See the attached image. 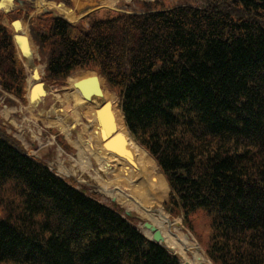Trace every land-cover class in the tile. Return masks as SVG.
Masks as SVG:
<instances>
[{
    "label": "trees",
    "instance_id": "obj_1",
    "mask_svg": "<svg viewBox=\"0 0 264 264\" xmlns=\"http://www.w3.org/2000/svg\"><path fill=\"white\" fill-rule=\"evenodd\" d=\"M22 2L9 19L27 17ZM142 7L87 26L52 11L29 19L43 79L97 70L165 176L169 214L191 227L205 213L213 264H264V0ZM2 18L0 97L24 104L26 72ZM162 186L149 189L154 200ZM121 212L55 175L0 124V264H179Z\"/></svg>",
    "mask_w": 264,
    "mask_h": 264
},
{
    "label": "rangeland",
    "instance_id": "obj_2",
    "mask_svg": "<svg viewBox=\"0 0 264 264\" xmlns=\"http://www.w3.org/2000/svg\"><path fill=\"white\" fill-rule=\"evenodd\" d=\"M83 1L86 3L93 4L95 0H83ZM160 1L164 7H172L184 3L191 5H198V6L203 4V0H160ZM84 2L83 4L86 5ZM47 4L49 6H54L56 9H60L61 11L62 10L65 11L64 8H62L61 6H57L54 2H47ZM142 5H143L142 0H131V1L119 0L112 7H116L118 9V8H124L125 6H130V7L135 6L138 10H141L143 8ZM111 15H112L111 12H108V10H104L99 15L98 18H107L110 17ZM66 16L69 19L75 18L73 12L70 11L68 12V14H66ZM3 23L6 26H9V20L6 17H3ZM23 23L25 24L26 27L25 30H27L28 23L26 21H23ZM36 57L37 59H39L37 55ZM27 73L29 74L28 71ZM67 84L68 81L67 79H65L64 81H59L53 84L45 85V89L47 91L46 96L42 98L36 105L33 106L26 105L25 108L22 107L20 108V106L12 107V105L11 108L4 107V105H7L6 99H8L7 97L8 95L5 94L0 99V121L2 122V123L0 122V124L2 126H5L7 131L10 132L12 136L17 137V139L19 138L21 140H24V143L27 146L28 150H30L31 154L46 160L49 167L56 174L68 180L72 185H74L77 188L84 189L88 194L95 196L99 201L103 202L104 204L119 207L123 214H125L126 211H130L131 222L134 223L143 233L145 234H147V232L149 233V231L143 227V223L145 221H149V222L151 221L149 217H147L143 213V210H146L148 208L147 210L149 211L147 212L153 214L162 212V215L166 216L169 221V225L167 226V228L172 233L177 234L178 232H180L186 235L190 239V241L192 240L193 245H188L185 251L186 257L188 258V260L189 259L191 260V261L189 260V262L195 264L197 260L201 259L200 257L199 258L197 257V260H195L196 259L195 256L197 254H200L203 258L207 260V262H200L198 264H212L208 261L207 257L204 255L203 247L208 234V219L206 218L204 212L201 211V209L197 210V212L193 216V219L191 220L192 227H190V231H191L190 233L188 229L182 226L181 217L174 216L173 218H171L169 217L168 213L164 211L162 208V203L167 199L168 188H167V184L164 183L165 181H163V186L161 187L162 190L158 188L160 189L161 192V198L159 201L155 200L153 202L151 198H149V196L144 192V190L150 184L145 183L144 187H142L143 181L140 182L142 179L147 178L151 174L150 178L147 179V182L151 181L152 183H154L155 181L161 178L160 172L158 171L157 168L154 167V164L152 168L150 169L147 168L145 171L143 170L146 167L144 168L142 167L140 170L136 171V178L138 182L137 188L141 191L142 194L139 195L138 192L135 190H131V192H133L132 194L138 196L144 203L143 206L139 207L138 205H135L134 203L127 201L125 199L127 197L123 196L121 192V190H123L122 185L117 182L115 183L116 184L115 186L116 187L118 186V189H114L113 185L112 186L110 185L109 187V191L115 195L114 199H112V196L108 194L107 190H105V185L103 182V179L107 181L113 179L112 173L101 172L100 171L101 169H99L95 159L90 157L88 152L85 151L86 154L89 156L90 165L88 168H86L78 163V157H77L78 152L74 151V149L72 148L68 152H64L59 146L56 145L55 137L54 139L49 137L50 136L48 135L49 129L55 128L57 129V131L61 132L59 128H57L56 126H54L52 123L49 122L50 120L59 119L62 120L64 123L68 124L69 126L76 123L73 114V110H75L74 106L76 105H74V102L69 99H68L69 101L66 102L67 100L65 99V92L67 91L65 90V88L67 89L68 86ZM103 86L105 90L115 95L116 97L115 107L117 108L118 98L117 95L115 94V91L108 86L105 80H103ZM97 100L98 102L103 101L102 98H99ZM19 109H22L21 113L15 112L16 110ZM5 110L8 111L6 112ZM9 112H13L14 114H12V116H10L7 121L3 120L1 116L2 117L3 115L7 116ZM90 132L91 131L88 130V133ZM44 133H47V136H44ZM59 137L56 138V141H58L57 139ZM68 138L73 143L75 142L77 144H81L79 142H82L81 140L84 139V133L81 126L79 127L78 125V127L76 126L74 129H72L70 135L67 136V139ZM63 139L60 138V141L63 142ZM113 168L115 167L112 166L111 169ZM153 172H155V174ZM141 184L142 186H140ZM150 202L152 203L150 204ZM145 203L148 204L146 205ZM163 244L170 251L176 253L179 256L180 261L183 262V260L185 259V255L180 253L177 247H174L167 242H163Z\"/></svg>",
    "mask_w": 264,
    "mask_h": 264
},
{
    "label": "bare ground",
    "instance_id": "obj_3",
    "mask_svg": "<svg viewBox=\"0 0 264 264\" xmlns=\"http://www.w3.org/2000/svg\"><path fill=\"white\" fill-rule=\"evenodd\" d=\"M75 3V6L77 8H81L84 6L83 0H73ZM101 5L105 6H112L117 0H98ZM87 4L86 2H84ZM57 6H61L62 8L65 9V13L68 14L70 10L65 8L62 4H56ZM61 11L60 9H58ZM63 11V10H62ZM72 12V11H70ZM67 17V16H66ZM23 28L25 29V24L23 23ZM39 70H42V66H38ZM95 75L93 71L86 70V71H80L76 72L73 75L69 76L67 78L68 81V86L67 90L65 92V99L68 102L69 100L74 102V105L78 106L81 110L82 113L84 112V115L87 118L88 123L83 124V129L87 133V139H85L82 143L84 145V148L81 146V144H77L74 142L75 146L77 147L78 150V163L83 166L88 168L90 163H89V157L86 156L85 154V149L88 151L90 156L94 157L95 160L97 161L99 169L104 171L105 173H112L113 179L107 181L103 179L104 185H105V190H107L108 194L111 195L112 197H115L114 194H112L109 191L110 185H113L114 189H118V186L116 187L115 183H120L122 185L123 190H121L122 195L127 197L125 198L127 201H130L134 203L135 205H138L139 207L143 206L142 200L132 194L131 190H135L138 192L139 195H141V191L137 188V178H136V171L140 170L142 167H146L143 171H145L148 167L147 165H151L152 161L154 160L138 143L130 136L128 133L126 126L124 124L123 118H122V113L120 112L119 109L115 107L116 103V97L112 93H109L107 90H105L103 86V78L98 77V82L99 85L101 86L102 89V94L101 98L103 99V103H108L109 107H106V112L108 113L111 121V126L114 127V131L118 133L123 141L125 147H127V150L130 152V157L125 158V155H122V157L117 156L115 153H111L109 149L105 148L103 145V142L105 138L103 137V132L101 131L97 120H96V111L99 109V107L102 104H98L94 102V104H91L90 102L85 101L81 95L80 91L75 87V83L84 79H88ZM31 83L29 84V88L31 87ZM69 99V100H68ZM104 111V109H103ZM73 114L75 117L76 122H81V118L79 114L76 112V110H73ZM113 119V121H112ZM50 123L53 125L59 127L62 131L65 133H68V127L67 125L62 122L61 120H50ZM88 130L91 132L88 133ZM115 139V138H113ZM119 139V138H118ZM97 150H95V149ZM155 162V161H154ZM114 166L115 168L111 169V167ZM154 167L157 168L156 162L154 163ZM155 174V172H153ZM151 175V174H150ZM150 175L147 178L142 179L140 182L143 181V186L142 184L140 186L144 187L145 183L150 184L144 192L151 198V200L154 202L155 200L152 198L149 189L151 186H155L162 178L163 181H165V178L163 174L160 172L161 178L154 183L151 181L147 182V179L150 178ZM101 178V177H100ZM102 179V178H101ZM139 181V180H138ZM166 183V181L164 182ZM119 184V185H120ZM167 184V183H166ZM103 188V187H102ZM121 188V187H120ZM168 188V186H167ZM118 191V190H117ZM168 191V189H167ZM115 193V192H114ZM136 193V192H135ZM107 194V195H108ZM122 196V197H123ZM121 199V198H120ZM147 202V201H145ZM152 202H150L151 204ZM146 205L148 203H145ZM145 207V206H144ZM141 209V208H140ZM148 209V208H147ZM143 210V213L149 217V219L152 221V223L161 231V233L164 236L165 242L169 243L170 245L177 247L180 251V253L185 255L186 247L188 245H193L192 240L178 232L177 234L172 233L167 226L169 225V221L166 216L162 215V212L160 213H149L147 211L149 210ZM147 235L150 236V232H147ZM200 257V260H197L195 264H198L200 262H207L205 258H203L200 254H197L196 256ZM190 260V259H189ZM188 258L185 255V259L183 261H189ZM206 260V261H205ZM191 261V260H190Z\"/></svg>",
    "mask_w": 264,
    "mask_h": 264
},
{
    "label": "water",
    "instance_id": "obj_4",
    "mask_svg": "<svg viewBox=\"0 0 264 264\" xmlns=\"http://www.w3.org/2000/svg\"><path fill=\"white\" fill-rule=\"evenodd\" d=\"M11 2L12 0H0V9L7 12L11 9ZM11 27L13 29V40L15 47L17 49V54L20 57H23L28 61V65L32 63V50H31V42L29 35L22 30V23L19 19H15L11 22ZM31 78L35 81L33 86L30 88L28 99L31 103L36 102L42 96L46 94L45 90L43 89V82L40 81L39 71L36 67L31 69ZM88 84V85H87ZM87 85V88H85ZM75 86L81 91V94L88 99L90 94L101 95V90L98 87L97 77L93 76L89 79L81 80L75 83ZM108 104H104L99 110H97V119L98 123L103 130V133L106 137L111 138L110 131L113 129L111 126L110 117L107 113H103V108L107 107ZM108 121V122H107ZM119 136V135H118ZM119 138V139H118ZM110 140V139H109ZM108 142V140L106 141ZM105 147H108V143ZM116 145L114 146L115 153L118 155H125V157H130L129 151L125 148L123 139L119 136L116 139ZM144 226L152 231V240L155 242L163 241V237L159 230L156 229L155 226L152 224L145 222ZM184 264H190L185 262Z\"/></svg>",
    "mask_w": 264,
    "mask_h": 264
},
{
    "label": "crops",
    "instance_id": "obj_5",
    "mask_svg": "<svg viewBox=\"0 0 264 264\" xmlns=\"http://www.w3.org/2000/svg\"><path fill=\"white\" fill-rule=\"evenodd\" d=\"M90 4V3H89ZM83 9V7L81 9H78V12L81 13L80 11ZM91 9H93V7H91Z\"/></svg>",
    "mask_w": 264,
    "mask_h": 264
}]
</instances>
